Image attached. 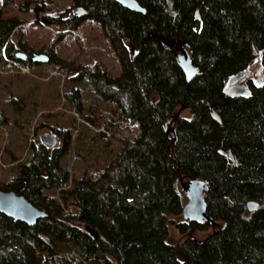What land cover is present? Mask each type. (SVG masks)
<instances>
[{
    "label": "trees",
    "instance_id": "obj_1",
    "mask_svg": "<svg viewBox=\"0 0 264 264\" xmlns=\"http://www.w3.org/2000/svg\"><path fill=\"white\" fill-rule=\"evenodd\" d=\"M73 1L87 15L45 17L58 28L48 62L112 104L111 125L119 119L140 133L99 174L71 184L62 161L72 132L58 131L61 147L35 142L0 189L47 215L29 225L0 212V264H264V0H137L145 15L117 0ZM86 19L102 25L119 76L55 57L56 44ZM21 23L0 20V64H38L17 57L11 36ZM182 57L195 68L191 79ZM256 65L248 92L227 96L229 79ZM68 96L86 112L79 87ZM0 122H8L1 109ZM190 183L203 184L206 214L218 222L203 239L192 232L210 222L172 218L183 214ZM171 224L178 244L168 241Z\"/></svg>",
    "mask_w": 264,
    "mask_h": 264
},
{
    "label": "rangeland",
    "instance_id": "obj_2",
    "mask_svg": "<svg viewBox=\"0 0 264 264\" xmlns=\"http://www.w3.org/2000/svg\"><path fill=\"white\" fill-rule=\"evenodd\" d=\"M77 9L73 0H0V20L15 17L22 22L11 36V41L20 49L18 52L48 56L47 61H34L38 64L31 66L13 60H7L6 65L0 64V109L8 117L7 123L0 122L2 183L13 177L17 167L29 161L33 145L40 142L46 132L57 135V147L63 145V137L58 131L72 132L70 153L62 161L70 172V184L84 175L99 174L115 158L124 141L134 139L140 133L137 125L119 119H114L115 124L111 125L113 119L109 115L113 110L109 107L112 104L99 98L86 80L68 79L60 65L53 66L48 62L49 49L58 28L47 24L45 17L60 13L69 16ZM54 52L65 65L82 67L86 71H94L100 65L111 76L121 74V63L110 39L102 25L90 19L67 33L56 44ZM250 71L254 77L259 76L261 67L253 66ZM75 86L83 93L86 114L68 96ZM179 112L190 115L187 109ZM88 114L91 119H87ZM184 192L187 203V188ZM172 218L185 220L183 214ZM215 227L194 230L192 235L203 239ZM182 238L178 227L171 224L168 241L178 244Z\"/></svg>",
    "mask_w": 264,
    "mask_h": 264
},
{
    "label": "water",
    "instance_id": "obj_3",
    "mask_svg": "<svg viewBox=\"0 0 264 264\" xmlns=\"http://www.w3.org/2000/svg\"><path fill=\"white\" fill-rule=\"evenodd\" d=\"M124 7L129 8L133 11L146 14V9L140 5L137 0H117ZM88 11L79 7L75 14L83 17L87 15ZM17 57L23 60L26 59V54L23 52H18ZM48 56L46 54L36 55L34 61L44 62L47 61ZM184 62V70L187 74L188 79H191L194 75L195 68L187 60L186 57H182ZM250 69L242 71L231 77L228 81V90L226 92L229 97H240L245 95L248 92V85L246 82H243L242 79L247 75L249 76ZM246 77V81L248 80ZM40 141L52 148H54L57 143V135L55 133L46 132L40 137ZM227 152L229 157L237 165V157L233 152L232 148H228ZM203 184L200 183H190L187 187V198L188 202L184 206L183 216L186 220H198L203 222H210L213 226H217L218 222L212 219L206 214V204L203 198V194L200 191ZM0 212L5 215L15 219L16 221H23L29 225H35L37 221L46 216V212L32 204L24 195L10 190H1L0 189ZM194 231V230H193ZM96 238L98 234L93 232Z\"/></svg>",
    "mask_w": 264,
    "mask_h": 264
},
{
    "label": "flooded vegetation",
    "instance_id": "obj_4",
    "mask_svg": "<svg viewBox=\"0 0 264 264\" xmlns=\"http://www.w3.org/2000/svg\"><path fill=\"white\" fill-rule=\"evenodd\" d=\"M25 54H26V59H31V60H33V61H34V57L36 56V54H35V55H33V56H30V57L28 56V54H27V53H25ZM26 59H25V60H26ZM247 76H248V75H247ZM247 76H246V77H247ZM246 77L242 79V81H243V82H246V83H247V81H249L250 79H252V78H253V76H252L251 72H250V74H249V76H248V80H247V81H246Z\"/></svg>",
    "mask_w": 264,
    "mask_h": 264
},
{
    "label": "built area",
    "instance_id": "obj_5",
    "mask_svg": "<svg viewBox=\"0 0 264 264\" xmlns=\"http://www.w3.org/2000/svg\"><path fill=\"white\" fill-rule=\"evenodd\" d=\"M0 160H1V158H0Z\"/></svg>",
    "mask_w": 264,
    "mask_h": 264
}]
</instances>
